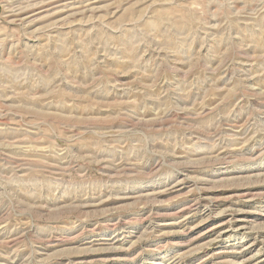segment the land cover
<instances>
[{"label": "rangeland", "instance_id": "rangeland-1", "mask_svg": "<svg viewBox=\"0 0 264 264\" xmlns=\"http://www.w3.org/2000/svg\"><path fill=\"white\" fill-rule=\"evenodd\" d=\"M0 264H264V0H0Z\"/></svg>", "mask_w": 264, "mask_h": 264}, {"label": "bare ground", "instance_id": "bare-ground-1", "mask_svg": "<svg viewBox=\"0 0 264 264\" xmlns=\"http://www.w3.org/2000/svg\"><path fill=\"white\" fill-rule=\"evenodd\" d=\"M199 195V194H198ZM198 197V196H197ZM114 227V226H113ZM213 241V240H212Z\"/></svg>", "mask_w": 264, "mask_h": 264}]
</instances>
